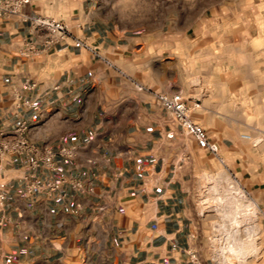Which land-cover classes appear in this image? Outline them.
Wrapping results in <instances>:
<instances>
[{
  "label": "crops",
  "instance_id": "0c3cea01",
  "mask_svg": "<svg viewBox=\"0 0 264 264\" xmlns=\"http://www.w3.org/2000/svg\"><path fill=\"white\" fill-rule=\"evenodd\" d=\"M262 1L33 0L28 13L63 21L70 36L32 56L22 53L25 42L45 33L0 17V130L26 123L30 141L73 150L56 155L54 171L30 166L26 156L0 162L8 197L0 205V264H191L208 154L155 93L180 91L215 113L204 84L222 76L175 67L187 63L184 54L174 57L175 18L196 17L212 56L204 64L222 66V49L262 47L255 46L264 34ZM194 81L197 91L187 95ZM61 174L67 181L49 193L31 191L25 179ZM253 194L263 203L264 181Z\"/></svg>",
  "mask_w": 264,
  "mask_h": 264
},
{
  "label": "rangeland",
  "instance_id": "374dc122",
  "mask_svg": "<svg viewBox=\"0 0 264 264\" xmlns=\"http://www.w3.org/2000/svg\"><path fill=\"white\" fill-rule=\"evenodd\" d=\"M257 7L259 11H262L263 17L260 20L264 30V0ZM196 20L193 16L175 18L177 49H175L174 57L184 54V60L187 62L182 65L180 61H177L175 67L183 73L195 76L204 72L219 73L222 80L207 81L204 84L214 93L211 92L213 98L210 103L216 105L217 112L209 113L206 109H202L195 115L196 121L209 131L211 139L220 143L221 146L217 154L205 150L208 155L206 167L200 174L197 198L199 223L193 245L199 247L205 261H210L216 252L218 254L220 243L227 242L228 231L221 229L218 225L223 222L221 213L217 209L218 203L213 200H204L212 195V192L207 189L212 184V181L207 179V175L219 177L222 173L219 182L220 193L224 194L227 190L226 177L229 176L242 190L240 202L246 201L245 204L257 202L259 206L256 214H251L252 217L246 222L242 221L237 228L238 239L247 238L248 232L254 235H251L249 242H253L255 250L244 254L242 264H264V200L261 203L253 194V188L264 181V34L262 42L255 45L262 46L261 48L250 47L248 50L231 51L222 49V55L227 57L226 64L210 67L204 64V61L212 56L203 52L204 42L200 40L197 33ZM181 30H189L188 35L178 33ZM212 52L210 51L211 54ZM216 52L219 53V50ZM196 84V81L188 83L190 87L187 95L195 94L197 87L194 85ZM243 134L250 135L251 139L243 138ZM247 227H249L248 230ZM236 252L235 247V250L233 248L231 252L232 264H238V259L234 255Z\"/></svg>",
  "mask_w": 264,
  "mask_h": 264
},
{
  "label": "built area",
  "instance_id": "2783aa9c",
  "mask_svg": "<svg viewBox=\"0 0 264 264\" xmlns=\"http://www.w3.org/2000/svg\"><path fill=\"white\" fill-rule=\"evenodd\" d=\"M33 0H0V17L10 18L18 17L23 22H29L39 33H45L46 39L41 42L27 40L22 53L26 56H32L47 50L56 43L64 41L70 36V31L66 24L51 17L33 16L26 11V8L32 4ZM76 47L87 46L83 41L77 40ZM158 104L179 122L185 134L192 137L201 149L217 154L219 145L210 137L209 131L204 125L196 121L195 115L201 109V103L198 100H192L186 97L182 92L174 93H155ZM28 125L20 124L11 132L0 130V162L6 155L26 156L30 159L32 167H47L54 171L57 167L56 155L71 156L73 150L68 147H61L57 152L49 147H42L30 141L27 137ZM243 138L251 139L250 135L243 134ZM27 186L31 191L53 192L61 188L67 181V176L61 174L57 180H40L35 176L25 177ZM72 185L82 189L84 184L80 180H73ZM7 194L0 191V205L7 200ZM3 217L0 216V223H3ZM189 262L191 264H218L217 252L210 261L202 258L198 246L188 247Z\"/></svg>",
  "mask_w": 264,
  "mask_h": 264
},
{
  "label": "bare ground",
  "instance_id": "6f19581e",
  "mask_svg": "<svg viewBox=\"0 0 264 264\" xmlns=\"http://www.w3.org/2000/svg\"><path fill=\"white\" fill-rule=\"evenodd\" d=\"M257 141L258 140H256V142ZM222 175H223L222 173L219 177H213L209 174L207 175V179L212 181V184L207 188L209 191L212 192V195L210 197L204 199L206 201L207 200H213V201L218 203L217 209H218V212L221 213V219L223 220V222H221L218 225L220 226L221 229L228 231L227 232L228 237H226L227 242H225L224 244L220 243L221 246L219 247V252L217 254L218 264H232V262H231L232 261L231 260L232 259V256H231L232 253L231 252H232L233 248L235 250V247L237 249V252L234 255H236V257L238 259L237 260L238 264H242L243 258L245 256L244 254L247 251L252 252L253 250H255V246H254L253 242H249L251 239V235H253V233L247 231L248 232L247 238H239L238 239L236 237L238 234L237 228L240 227L242 221L245 220V222H246V220L250 219L252 217L251 214L252 215L256 214V209L259 208V206H258L257 202H250L248 204L247 203L245 204V202H246L245 200H244L245 201L244 203L242 201L240 202L239 198L242 197V190L239 188V186H236L234 184L235 182H233L229 178V176L226 177V180L228 181L227 190L225 191L224 194L220 193L219 182L221 181ZM224 182H225V180H224ZM208 184H209V182H208ZM237 185H238V183H237ZM206 195H208V194H206ZM206 195H205V197H206ZM243 196H245V195L243 194ZM253 223H254V221H253ZM246 226H248V225H246ZM248 229H249V227H247V230ZM253 232H254V230H253ZM246 254H248V253H246Z\"/></svg>",
  "mask_w": 264,
  "mask_h": 264
}]
</instances>
